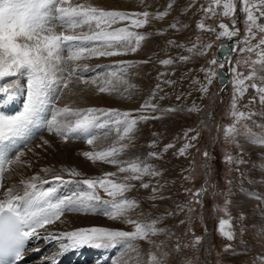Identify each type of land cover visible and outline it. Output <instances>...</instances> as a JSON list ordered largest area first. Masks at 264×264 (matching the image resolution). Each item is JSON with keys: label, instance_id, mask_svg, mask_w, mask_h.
<instances>
[{"label": "rangeland", "instance_id": "rangeland-1", "mask_svg": "<svg viewBox=\"0 0 264 264\" xmlns=\"http://www.w3.org/2000/svg\"><path fill=\"white\" fill-rule=\"evenodd\" d=\"M71 2L104 10L149 13L147 22L141 27H131V20L112 25V28L129 27L130 31L145 35V39L140 42L135 52L128 51L125 55L93 57L75 62L82 68L84 65L80 63L88 61L90 64L87 65L88 70L84 75L93 78L98 75L97 84L74 82L69 85L72 93L66 89L57 102L58 106L67 104L73 108L94 107L130 112V118L141 115L159 117L139 120L134 138L118 157L121 160L140 158L160 173L156 176L143 175L142 180L127 181L134 187L125 193V197L134 199L138 204L129 211L130 218L141 222L156 220L155 226L164 230L150 236L152 243L148 239L134 241L143 254V260L147 261L149 252L159 254V251L163 250L171 253L169 264H176L172 257L177 253L172 250L179 243L182 249L179 256L191 260L192 264H264V149L263 147L252 149L248 145L250 136H264V100L260 93L255 88L248 87L245 94L238 98L236 105L237 110L244 112L246 118L236 122L232 115L236 85L234 74L229 69L239 60L240 64L236 65L237 71L248 76L253 71L250 62L258 60L255 52H240L246 34V14L241 10L238 0L234 27L239 29V34L242 32V38L236 45L237 50L228 65L231 85L223 100L220 97L217 76L208 85L207 92L201 91V85L207 84L205 72L201 69L211 67L216 72L220 69L218 61L216 65L209 64V61L215 59V52L221 40L228 38L225 36L217 38L218 33L222 31L219 24L223 22L230 30L233 27L231 23L233 18L220 15L222 11L220 8L217 9L215 16L205 14L202 9L206 8L211 0H71ZM240 10L243 18L241 28L237 22ZM161 13L166 15H160ZM133 18L144 19L142 16ZM201 22L215 28L216 31L200 29L198 25ZM260 23H264V18ZM173 24L176 25L175 28L172 27ZM60 30L57 26L56 31ZM261 35L264 33L258 34L252 43H257ZM208 44H211V47L202 56L188 51L193 45L203 49ZM182 56L191 58L181 60ZM165 59H172L173 63L162 64L161 61ZM245 60L249 63H245ZM120 62H124V72L114 68ZM254 67L255 76L246 80L245 85H250L255 80L258 86H264V79H261L264 77V70H261V64L256 63ZM113 70L117 72L116 77L110 75ZM121 76L123 81L118 80ZM101 81H111V84L106 86L111 89L116 85L118 91L99 93L97 88ZM17 83L25 82L21 80L7 86L15 88ZM22 98L26 99V96ZM145 103L156 107L144 108ZM218 107L217 120H212L209 116ZM168 109L175 111H166ZM233 124L239 132L234 142L225 139V130ZM193 136L197 138L190 140L189 138ZM39 137L23 151L25 155L21 157V160L30 161L31 166L25 164L16 168L12 165L7 172L15 169L18 177L26 179L28 173H37L38 161L49 162L51 164L47 165L56 166L53 168H58L57 170H75L81 175L63 171L61 175L64 183L60 181L57 183L74 186L70 194L81 189L82 186L77 184V181L99 178L107 172H117L116 165L99 160L90 161L83 155L84 152L101 150L113 143L116 146L128 143L127 140L119 141L116 131H108L107 128L97 129V139L93 145L75 139L64 141L48 131H44ZM45 140L48 144L43 143ZM70 143L83 145L76 153L68 155L65 147L71 145ZM187 143L194 147H189L184 155H180L179 149ZM169 144L174 147L165 150V146ZM150 153L157 155L151 156ZM75 156L81 158L87 167H82L80 160ZM227 156L233 158L232 162L226 160ZM237 160L243 163H236ZM128 174L118 173L116 177L109 179L124 182L122 178ZM43 177L50 182L55 180L52 173ZM142 183H147L149 187H142ZM154 188L157 191L154 192ZM200 189L205 191L201 192L199 197L194 196L193 194ZM96 191L102 200L111 199L103 189L97 187ZM250 194L259 201L255 205L247 206V196ZM197 199L201 202L197 203ZM66 213L69 212H65L61 219ZM70 213L73 216L88 218L106 217L93 213ZM221 219L230 221V227L226 226L225 230L232 231V239L218 231ZM98 222L116 223L118 229L134 231L133 225L113 221L107 217ZM205 229L208 232L207 237L204 234ZM197 237L200 238L199 242L193 248L192 243ZM155 245H160L161 248L157 249ZM113 250L115 253L109 264H113L114 261L118 262L117 264H121V261L125 264H135L133 259L135 253L131 250H126L122 254L120 245ZM100 254L97 255L100 259L91 261L90 264L102 261L104 258H101ZM48 258L50 259V256Z\"/></svg>", "mask_w": 264, "mask_h": 264}, {"label": "snow or ice", "instance_id": "snow-or-ice-1", "mask_svg": "<svg viewBox=\"0 0 264 264\" xmlns=\"http://www.w3.org/2000/svg\"><path fill=\"white\" fill-rule=\"evenodd\" d=\"M238 2L241 10L246 14V34L240 52H255L258 60L250 62L253 71L248 76L237 71L236 65L240 64L239 60L229 69L234 74L236 85L232 102V115L236 118V122L246 118L245 113L238 111L236 105L238 98L245 94L248 87L255 88L264 100V86H258L255 80L252 84L245 85L246 80L255 76L254 65L256 63H260L261 70H264V35L260 36L257 43H252L258 34L264 33V23H260V20L264 18V0H238ZM218 8L222 9L220 15L233 18L231 20L233 27L230 30L228 25L221 22L219 28L222 31L218 33L217 38L238 36L239 29L234 27L237 0H211V3L202 10L206 15L215 16ZM160 15H166V13ZM138 16L144 19L133 18ZM148 16L147 11L128 13L119 10H104L94 6L86 7L80 3L73 4L71 0H0V106H7L20 96H26L19 113L7 115L0 112V189H3V192H0V264H17L27 251L28 241L41 234L40 229H44L45 234L51 235L53 239L65 241L60 245L59 254L85 245L97 249H109L120 245L122 254L126 250L135 253L133 258L135 264H169L171 253L163 250L159 251V254L149 252L147 261L143 260V254L134 241L148 239L152 243L150 236L164 230L155 226L156 220L141 222L131 219L129 211L138 204L134 199L125 197V193L134 187L127 181L142 180L143 175L156 176L160 173L140 158L133 160L118 158L134 138L138 121L159 117L141 115L137 118H130V112L94 107L73 108L67 104L58 106L57 103L66 89L70 94L72 93L69 85L74 82L97 84L98 75L96 78L85 76L84 72L88 70V66L85 64L81 68L75 62L93 57L125 55L128 51L135 52L140 42L145 39V35L130 31L129 27L112 28V25L131 20V27H141L147 22ZM57 26L61 29L59 32L56 31ZM172 27L175 28L176 25L173 24ZM198 27L202 30L216 31L215 28L206 26L203 22ZM77 29H86V31L77 32ZM237 43L240 42L237 41ZM210 47L211 44H208L203 49H199L193 45L188 51L202 56ZM232 51H235V48L230 50L229 55ZM190 58L180 57L181 60ZM225 62H220L218 67L223 69ZM244 62L249 63L248 60ZM161 63L170 65L173 60L165 59ZM209 64L216 65L217 60L212 59ZM114 68L124 72V62H120ZM201 70L205 72L207 80V84L201 85V91L207 92L208 85L212 83L217 72L211 67ZM110 75L116 77L117 72L113 70ZM21 80L25 83H17L12 89L6 87L8 84ZM118 80L123 81V77H118ZM166 83L173 82L166 81ZM107 84H111V81H101L97 91L99 93L118 91L116 85L110 89L106 86ZM157 87L159 88V85ZM143 107L155 109L156 106L145 103ZM105 128L108 131L115 130L118 140H127L128 143H121L119 146L113 143L101 150L84 152L83 155L93 162L99 160L116 165L117 172H107L99 178L77 181L76 183L82 186L81 189L62 198H55L56 188L43 187L44 184H48V180L39 173L27 179H21L19 185L5 186V173L12 165L16 168L23 167L25 164L31 166L30 161L21 160L25 153L20 150L19 146L30 145L37 138L38 130L51 132L64 141L85 140L89 145H93L97 139V129ZM238 134L233 124L225 130V139H231L234 142ZM196 138L193 136L189 139L195 140ZM249 139L253 143L264 145V136L253 135ZM43 143L48 144V141L45 140ZM171 147L174 145H166L165 150ZM189 147H194V145L185 144L179 149V154L184 155ZM149 155L156 156L157 154L150 153ZM226 160L232 162L233 158L227 156ZM236 163H243V161L237 160ZM14 171L15 169L12 170L13 173ZM43 171L51 172L54 179L61 183H64L61 175L63 171H69L72 175H81L69 169H43ZM118 173L129 174L122 178L124 182L109 179V177H116ZM141 186L149 187L147 183H142ZM97 187L103 189L111 199L102 200L96 191ZM153 191L157 189L154 188ZM203 191L205 190L200 189L193 195L199 197ZM196 202L201 201L197 199ZM65 212L104 215L113 221L133 225L134 231L92 226L62 233H49L47 226L60 221ZM226 226L230 227V221L221 219L218 231L228 239H232L233 233L226 231ZM199 239L197 237L192 243L193 248ZM155 247L161 248L160 245H155ZM172 251L177 253L172 257L176 264H192L191 260L179 256L182 251L179 243ZM48 264H58V258L54 257ZM113 264L117 262L114 261Z\"/></svg>", "mask_w": 264, "mask_h": 264}, {"label": "bare ground", "instance_id": "bare-ground-1", "mask_svg": "<svg viewBox=\"0 0 264 264\" xmlns=\"http://www.w3.org/2000/svg\"><path fill=\"white\" fill-rule=\"evenodd\" d=\"M73 2V1H72ZM237 44H235V51L237 50ZM81 62V61H80ZM82 65H89L90 63L87 62H82L80 63ZM73 96H74V93H73ZM18 103H16L17 105ZM208 120V118H207ZM206 120V121H207ZM95 142V141H94ZM71 145H67L65 148H66V153L68 155H72L73 153H76L77 150H80L81 146L83 145L82 143H77V144H72L70 143ZM249 146L252 147V149H260L261 147H263L262 149H264V145H261V144H258V143H253L251 140H249ZM73 146V148H72ZM68 148H71L68 149ZM93 148V146H92ZM40 154V153H39ZM77 157V156H75ZM72 158V157H71ZM78 160H80L81 158L77 157ZM62 160V159H61ZM63 161V160H62ZM38 165H37V173H39L41 176L43 175H48V173H51V172H48V173H45L43 171V169H52V170H57V169H54L53 167H56V166H53V165H50L48 166L47 164L49 162H40L38 161ZM75 162V161H74ZM80 162V165L82 167H87V165L85 163L82 162V160L79 161ZM51 164V163H49ZM13 168V167H12ZM13 170V169H12ZM11 170V171H12ZM16 172V174H15ZM9 173H12V174H9ZM37 173H28L26 175V179L29 178V177H32L34 176L35 174ZM47 177V176H46ZM21 181V177H18L17 176V171L15 170L14 173L13 172H6L5 173V180H4V184L6 187H12L13 185H19ZM68 184V183H67ZM0 192H3V189H0ZM247 199H248V204L247 206L249 205H255L257 204V201H259L258 198H255L254 196H252L251 194L249 196H247ZM72 213H66L65 214V217L63 219H61V222L58 221L56 222L55 224H52V225H48L47 226V231L49 233H62V232H67V231H72V230H76V229H80V228H88V227H92V226H100V227H106V228H109V229H118L115 224H108V223H101V222H98L99 220H103L105 219L106 217H100V218H88V217H80V216H73V214L71 215ZM72 216V217H71ZM63 217V216H62ZM61 217V218H62ZM90 217V216H89ZM96 221V222H94ZM57 224V225H56ZM39 232L41 233L35 240V244L37 243V247H41L44 245V243H47V242H52V246L49 247L52 249L53 248H56L57 249V252L55 254H52L51 253V249H47L45 250V255L41 258V259H45L47 257L50 256V259H53L54 257H57L58 258V262H60L65 256L69 255L72 253L73 250H69L67 252H64L63 254H59V249H60V245L61 243L65 242L63 239H53L51 235H46L45 234V230L44 229H40ZM38 239H42L41 241H39ZM54 243H56V245H54ZM118 245H116L117 247ZM77 249H80V250H83L84 249L86 250V252L84 253V255L86 257H89L90 254H93L94 256L95 255H98L100 253V251L102 250V256L101 258L103 257L104 259L102 261H100L99 263H96V264H103V262L105 260H107V255H109L111 252H112V255L115 253L113 249L114 248H109V249H105V248H95V247H89L87 245L83 246V247H80V248H77ZM93 249V250H92ZM94 252V253H91V252ZM112 258V256H111ZM49 258H47L46 260H48ZM100 259V258H99ZM95 260L98 261L97 258H95ZM122 263L121 264H125L124 261H121ZM118 263V262H117ZM127 264V263H126ZM130 264V263H129Z\"/></svg>", "mask_w": 264, "mask_h": 264}, {"label": "water", "instance_id": "water-1", "mask_svg": "<svg viewBox=\"0 0 264 264\" xmlns=\"http://www.w3.org/2000/svg\"><path fill=\"white\" fill-rule=\"evenodd\" d=\"M240 15L237 19L238 25L241 28L242 24H243V18H242V11L240 10ZM242 38V32L238 35V36H233L230 39H223L221 40L219 47L216 50L215 53V59L219 62L222 61H226L225 65L226 67L223 69H219L217 71V78H218V84L222 86L221 92H220V97L223 100L225 95L228 93V88L231 85V75L230 72L228 70V65L230 64L231 60L234 57V53L235 51H232L231 54L230 50L235 48V44H237V41H241ZM230 61V62H227ZM219 110V107L215 110V113ZM215 113L213 115L214 118L215 117ZM207 262V258L205 259Z\"/></svg>", "mask_w": 264, "mask_h": 264}]
</instances>
